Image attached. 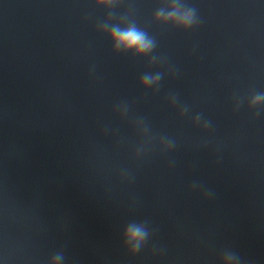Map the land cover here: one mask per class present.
I'll return each instance as SVG.
<instances>
[{
    "label": "clouds",
    "instance_id": "1",
    "mask_svg": "<svg viewBox=\"0 0 264 264\" xmlns=\"http://www.w3.org/2000/svg\"><path fill=\"white\" fill-rule=\"evenodd\" d=\"M185 19L188 18L185 17ZM112 38L115 40L118 47H123L125 49H135L137 52L149 50L153 45V41L148 39L145 33L135 28H130L123 31L118 28L113 29ZM147 79L148 77H145V80ZM141 235V230L136 228L131 232L129 238L134 240Z\"/></svg>",
    "mask_w": 264,
    "mask_h": 264
}]
</instances>
